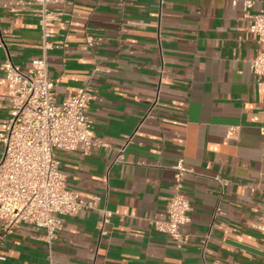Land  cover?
<instances>
[{"label":"crops","instance_id":"0c3cea01","mask_svg":"<svg viewBox=\"0 0 264 264\" xmlns=\"http://www.w3.org/2000/svg\"><path fill=\"white\" fill-rule=\"evenodd\" d=\"M61 0L49 6V74L57 102L89 86L95 140L57 150L67 186L96 209L64 217L53 246L44 231L0 222V264H264V93L248 27L264 0ZM18 15H15V14ZM37 9L0 7V132L9 117L10 60L41 56ZM93 38L89 46L87 37ZM235 130V135L228 133ZM2 146L0 144V157ZM188 170L192 211L179 247L151 221L166 218L174 167ZM103 211L111 216L103 223Z\"/></svg>","mask_w":264,"mask_h":264},{"label":"built area","instance_id":"2783aa9c","mask_svg":"<svg viewBox=\"0 0 264 264\" xmlns=\"http://www.w3.org/2000/svg\"><path fill=\"white\" fill-rule=\"evenodd\" d=\"M60 1L0 0V7L17 12L36 8L42 29L41 56L28 71L10 60L2 66L11 89L8 122L0 132V222L7 233L22 225L44 231V241L49 248L63 230L64 217L96 209L99 200L86 201L68 188L56 151H88L93 146H108L95 140L94 122L88 114V105L94 98L91 87L78 89L61 103L56 99L55 84L49 74L48 52L54 45L48 25L57 16L49 6ZM252 7V0L244 2L247 14ZM251 19L248 30L257 37L259 44L251 69L256 86L264 93V10L251 15ZM87 43L93 45L91 36L87 37ZM235 133L231 130L228 135L233 137ZM174 170V193L167 199L166 218L151 221V224L182 247L187 241L182 229L191 222L192 206L183 192L188 172L183 161ZM103 215L106 224L111 214L103 211ZM257 229L264 249V205Z\"/></svg>","mask_w":264,"mask_h":264}]
</instances>
